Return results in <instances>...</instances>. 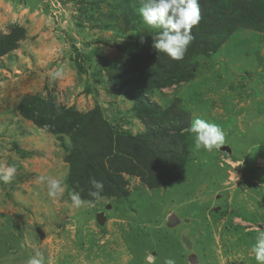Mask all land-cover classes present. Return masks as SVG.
I'll use <instances>...</instances> for the list:
<instances>
[{
    "label": "rangeland",
    "instance_id": "rangeland-1",
    "mask_svg": "<svg viewBox=\"0 0 264 264\" xmlns=\"http://www.w3.org/2000/svg\"><path fill=\"white\" fill-rule=\"evenodd\" d=\"M214 1L207 4L227 17ZM141 6L140 0H0V35L14 26L24 30L0 56V165L17 167L13 181L0 182V264H27L36 250L46 264H164L167 258L257 264L250 249L264 229V0H251V15L235 29L220 23L212 39L223 38L219 49H198L188 58L196 67L188 81L161 89L135 66L122 70L158 32L144 23ZM112 76L125 86L127 78L143 81L152 104L164 111L178 103L190 112V124L199 118L219 125L228 149L197 150L187 127L189 157L179 179L150 187L123 172L125 197L103 190L99 201L75 208L68 190L82 193L86 186L72 184L70 173L82 171L83 157L72 150L70 135L59 137L26 118L22 103L35 98L95 111V122L100 112L115 133L138 137L147 128ZM101 130L96 125L92 133ZM142 170L148 173L147 166ZM39 176L61 180L64 195L48 197Z\"/></svg>",
    "mask_w": 264,
    "mask_h": 264
},
{
    "label": "trees",
    "instance_id": "trees-1",
    "mask_svg": "<svg viewBox=\"0 0 264 264\" xmlns=\"http://www.w3.org/2000/svg\"><path fill=\"white\" fill-rule=\"evenodd\" d=\"M212 1L214 4L215 1ZM227 1L220 0L216 3L228 15L225 17L216 13L213 5L207 4V0H199L201 20L192 29L195 38L182 61H174L167 54L158 52L153 44L141 43L131 58L130 67L122 70L127 72L135 66L150 87L159 89L188 81L196 69L195 66L189 67L188 58L198 49L205 54L216 52L223 41V38L212 40L217 36V29L222 28L225 21H229L233 30L244 16L248 13L251 15V0H237V4L233 0L232 6ZM145 32L146 30L144 34ZM23 35L24 30L19 26L12 27L6 35H0V56L13 49ZM127 79L130 83L125 86L120 78L112 76L118 90L134 101V111L147 128L138 137L115 133L100 112V117L95 122V111L80 113L35 98L22 103V113L26 118L59 137L63 134L71 136L72 150L77 156L83 157V166L80 173H70V182L74 185L84 182L86 189L81 193L84 199H93L88 195L90 189L94 190L90 183L92 178L103 182L107 195L125 197L127 190L123 172L142 176L150 187H165L182 176L188 162L189 141L183 131L190 126V112L176 102L162 111L144 94L146 87L143 81ZM96 125L102 128L99 135L92 133ZM145 166L148 173L142 170Z\"/></svg>",
    "mask_w": 264,
    "mask_h": 264
},
{
    "label": "clouds",
    "instance_id": "clouds-1",
    "mask_svg": "<svg viewBox=\"0 0 264 264\" xmlns=\"http://www.w3.org/2000/svg\"><path fill=\"white\" fill-rule=\"evenodd\" d=\"M140 3L142 6L139 13L144 23L158 30L157 34L153 36V47L158 52L167 54L174 61H182L195 38L192 29L201 20L199 0H140ZM62 75L63 69H58L54 72L53 79ZM187 131L193 136L197 150L202 148L206 152H213L225 144L226 133L215 123L196 118L191 122ZM16 173V165H0V182L10 183L14 180ZM37 180L40 183L46 182L47 195L53 199L61 198L67 189V185L59 179L39 176ZM90 183L94 189L88 191V195L93 198L92 201L82 199L81 191L83 189L81 191L68 190L73 207L80 208L85 204H92L94 201L102 199L103 182L92 178ZM250 253L254 255L257 264H264V229L258 230ZM27 264H46L45 257L39 250H36L35 255L28 259ZM48 264H51L50 260ZM164 264H176V261L167 258Z\"/></svg>",
    "mask_w": 264,
    "mask_h": 264
},
{
    "label": "water",
    "instance_id": "water-1",
    "mask_svg": "<svg viewBox=\"0 0 264 264\" xmlns=\"http://www.w3.org/2000/svg\"><path fill=\"white\" fill-rule=\"evenodd\" d=\"M221 148H222V149H225V150L228 149V147H226V146H222ZM98 217H99V216H98ZM100 217H102V218L100 219V221H103V220L106 219V217H105L104 214H102V213L100 214Z\"/></svg>",
    "mask_w": 264,
    "mask_h": 264
}]
</instances>
